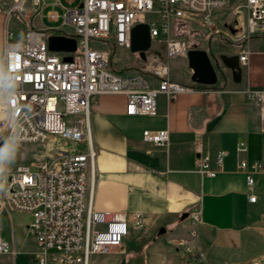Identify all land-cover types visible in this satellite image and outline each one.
Returning <instances> with one entry per match:
<instances>
[{"label": "built area", "instance_id": "1", "mask_svg": "<svg viewBox=\"0 0 264 264\" xmlns=\"http://www.w3.org/2000/svg\"><path fill=\"white\" fill-rule=\"evenodd\" d=\"M48 4V0H10L0 7L6 15L7 37L0 60V95L6 110L0 118V142L47 144L57 138L79 147L70 151L57 146L50 149V159L2 167L0 182L6 192L0 193V217L11 209L30 215L27 229L35 240V264H91L95 254L120 251L131 228L126 213L94 206L93 100L102 93H120L127 97V114H156L160 93L174 97L199 85L171 77V62L187 57L193 46L201 48L204 38L181 35L178 27L192 25L220 34L215 15L230 10L238 34L264 35V0H52L63 11L50 10L47 18L61 25L42 27L35 21L43 20L41 13ZM14 16L20 27H11ZM139 23L150 27L152 45L145 59L131 51V31ZM51 35L75 38L76 50H51ZM157 44L164 45L163 57L162 51L153 50ZM249 52L240 51L242 63ZM119 53L135 54L134 64L114 70L112 62L119 63ZM247 92L259 105L264 132V90ZM143 138L157 146L170 141L167 129L145 130ZM224 155L222 150L215 155L200 152L198 170L215 175ZM239 167L252 186L255 174L264 172V159L241 160ZM256 198L254 193L249 196L250 201ZM188 218L192 227L177 244L184 264H206L195 248L200 211L188 212ZM132 223L142 226L143 216L136 214ZM0 254H16L13 242L1 235Z\"/></svg>", "mask_w": 264, "mask_h": 264}, {"label": "crops", "instance_id": "2", "mask_svg": "<svg viewBox=\"0 0 264 264\" xmlns=\"http://www.w3.org/2000/svg\"><path fill=\"white\" fill-rule=\"evenodd\" d=\"M221 42L214 37L211 47L223 62L227 80L212 86L199 84L174 97L160 93L154 115L127 114V97L120 93H102L93 100L94 206L126 213L131 228L121 250L115 249L118 254H95L91 264H184L177 244L192 227L188 212L196 209L200 222L195 248L206 264H264V172L256 173L255 183L249 186L239 167L241 160L264 159L260 108L247 92L248 88L264 90V35L246 37L237 48ZM6 45V15L0 10V60ZM242 49L250 52L246 63L239 58L242 72L235 78L221 55H239ZM180 59L184 68L186 58ZM171 77L193 82L173 70ZM2 113L0 118L6 114L3 105ZM148 129H167L168 145L144 140ZM57 140L70 151L79 147ZM240 143L244 145L239 147ZM221 150L225 151L223 166L217 167L215 175L198 170L200 152L215 155ZM252 193L255 201L249 200ZM138 213L143 216L140 227L132 223ZM161 228H165L162 233ZM0 235L11 240L16 250L0 264H17L19 245L13 235ZM129 242L136 249L126 251ZM33 244L25 264H35V240ZM99 257H103L100 262Z\"/></svg>", "mask_w": 264, "mask_h": 264}, {"label": "rangeland", "instance_id": "3", "mask_svg": "<svg viewBox=\"0 0 264 264\" xmlns=\"http://www.w3.org/2000/svg\"><path fill=\"white\" fill-rule=\"evenodd\" d=\"M52 0H48V6H46L42 13V21L39 19H36V23H39L42 27H58L61 25L60 22H52L48 20V12L50 10H58L59 12H62L63 9L59 6H54L51 4ZM10 4V0H0V7H6ZM216 21L218 22V27L221 29L220 34L211 33L212 30L206 28H196L192 25H189V27H186L183 29L181 26L178 27V31L182 32L181 35H187L188 37H194L196 34L202 35L201 37H204L203 40H201V48L207 49L211 55V58L217 68V71H219V75L223 76L225 74V68L223 65L222 60L220 59L219 54L215 55L213 52V48L211 47V42L213 41L214 37L220 38L224 43L227 45H230L232 47L237 48L238 45H240L241 41H243L246 36L248 35V32H241L238 34V31H233L235 29L236 25V19L235 16L232 15L230 10H223L222 12L216 13ZM20 23H18L17 17L14 16L11 27L16 28L17 26L20 27ZM197 30V31H194ZM194 33V34H193ZM209 34V35H208ZM263 35V34H260ZM251 36H255V34H251ZM164 50V45H155L153 47V50ZM219 52L220 48L218 46ZM223 54H226L225 52H222ZM117 58L119 60V65L123 66L124 63L127 64H134L136 55L131 54H125V53H119L117 54ZM180 58H186V66L183 68L181 65ZM172 70L177 75L186 76L187 79L191 80V74L192 70L189 68L187 63V57H178L173 60L172 62ZM2 105L4 106V100L0 97V116L2 113ZM5 109V107H4ZM6 113V110H5ZM6 116V114H5ZM64 143L70 145V142ZM55 146H61V147H67L64 145L59 144V141L56 139H52V141L48 142L47 144L43 143H6L3 150L0 152V166L2 167H12L17 165L18 163H35L42 160L50 159L51 152L50 149L55 148ZM1 171V169H0ZM1 226H0V233L5 237H11L13 235L15 243H17L18 250L20 253L16 255V263L17 264H25L26 257L28 256V252L30 249L34 247L33 244V237L27 232L28 224L30 222V215L24 212H19L14 209H11L10 211L4 210L0 217ZM132 243H128V248L126 251L131 250ZM136 249L133 248V250ZM132 251V250H131ZM22 252V253H21ZM114 253L116 251L113 250ZM111 254V253H110ZM113 254V253H112ZM4 256L0 257V261H3V258H10L11 255L3 254ZM103 255V254H99ZM109 255V254H108ZM9 256V257H8ZM103 257H99V262L102 261Z\"/></svg>", "mask_w": 264, "mask_h": 264}, {"label": "water", "instance_id": "4", "mask_svg": "<svg viewBox=\"0 0 264 264\" xmlns=\"http://www.w3.org/2000/svg\"><path fill=\"white\" fill-rule=\"evenodd\" d=\"M234 31V30H233ZM150 27L147 23H139L133 27L131 31V51L139 53L142 59L146 58V51L151 48ZM49 47L53 51H75L77 48V41L73 37H66L62 35L49 36ZM225 66L228 67L233 77H240L242 69L239 64V55L233 56L221 55ZM71 56H65L64 60L72 61ZM188 66L192 70L191 80L194 83L203 85H215L219 80L217 68L211 58L207 49L199 48L197 46L191 47L187 52ZM6 145L5 141L0 142V152ZM0 169L2 167L0 166ZM187 213L183 214L186 217ZM165 228H161L160 233L164 232Z\"/></svg>", "mask_w": 264, "mask_h": 264}, {"label": "trees", "instance_id": "5", "mask_svg": "<svg viewBox=\"0 0 264 264\" xmlns=\"http://www.w3.org/2000/svg\"><path fill=\"white\" fill-rule=\"evenodd\" d=\"M112 67L114 70L123 71V69L120 68V65L117 62H112ZM218 75H219V71H218ZM226 80H227L226 74H224L223 76L219 75V80H218L217 84H219L222 81H226ZM217 84H215V85H217Z\"/></svg>", "mask_w": 264, "mask_h": 264}, {"label": "clouds", "instance_id": "6", "mask_svg": "<svg viewBox=\"0 0 264 264\" xmlns=\"http://www.w3.org/2000/svg\"><path fill=\"white\" fill-rule=\"evenodd\" d=\"M2 192H6V188L5 185L2 182H0V193Z\"/></svg>", "mask_w": 264, "mask_h": 264}, {"label": "bare ground", "instance_id": "7", "mask_svg": "<svg viewBox=\"0 0 264 264\" xmlns=\"http://www.w3.org/2000/svg\"><path fill=\"white\" fill-rule=\"evenodd\" d=\"M55 147H57V146H55Z\"/></svg>", "mask_w": 264, "mask_h": 264}]
</instances>
